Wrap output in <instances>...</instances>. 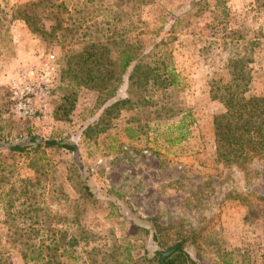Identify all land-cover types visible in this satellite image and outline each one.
I'll return each instance as SVG.
<instances>
[{
  "label": "rangeland",
  "instance_id": "374dc122",
  "mask_svg": "<svg viewBox=\"0 0 264 264\" xmlns=\"http://www.w3.org/2000/svg\"><path fill=\"white\" fill-rule=\"evenodd\" d=\"M25 1L0 0V142L25 146L0 147V261L24 264L13 242L42 249L55 241L62 255L27 264H151L156 245L149 228L156 221L172 226L169 239L173 231L182 236L199 264H264V157L252 159L246 172L216 159L211 118L222 104L209 95V80L227 78L225 63L235 51L245 55L243 41L253 36L263 50L245 67L256 71L255 92L264 93V6L226 2L222 24L238 31L236 47L221 43L223 31L207 26L212 0L195 14L187 12L192 0H141L133 15L118 14L114 43L106 39L112 28L101 24L108 0L63 13L46 40L15 18V4ZM176 17L178 30L170 32ZM71 25L75 34L65 42L63 28ZM92 38L106 41L113 56L127 40L140 55L154 52L144 60L167 51L163 60L171 61L179 86L148 85L128 97V67L101 106L94 91L77 87L68 119H54L61 95L75 88L61 72L65 59ZM160 40L165 52L155 54ZM47 54L57 65L48 115L40 123L16 118L7 104L8 80L17 67L40 65ZM127 97L128 103L102 113ZM47 139L74 146L79 163L67 148L43 145Z\"/></svg>",
  "mask_w": 264,
  "mask_h": 264
},
{
  "label": "trees",
  "instance_id": "16d2710c",
  "mask_svg": "<svg viewBox=\"0 0 264 264\" xmlns=\"http://www.w3.org/2000/svg\"><path fill=\"white\" fill-rule=\"evenodd\" d=\"M227 1L212 0L211 10H209L212 13V22L207 26L212 29V32L218 29L223 31L221 43L237 47L239 46L238 40L241 38L238 31L226 29L222 24V20L228 16ZM252 1L251 3H255L256 6H264V0ZM139 2L141 0H108L106 6L102 8L104 12L100 14L103 17L101 24L105 26L104 29L112 28L109 36L106 37L110 43H114L116 31L118 32L116 24L119 21L118 14L121 13L128 17L133 15L135 3L139 4ZM205 2L206 0H192L187 11L188 14L201 12ZM92 3L93 0H84L83 2L26 0L24 3L15 4L13 12L15 18L22 20L30 32L46 40L51 37L55 29L60 28L63 13L73 11L79 5L89 9ZM50 20H53V24H50ZM179 21L180 18L174 19L170 32L178 30ZM63 30L66 32L61 37L63 41L69 42L75 34L76 26H66ZM243 42L245 55H240L235 51L234 56H230L231 58L225 63L229 75L227 78L221 76L211 78L209 80V95L222 104V110L211 118L215 157L224 165H231L246 172L252 159L264 157V93L255 92L253 80L256 71L252 67H245V64L252 62L253 53L263 49L257 36ZM163 43L160 40L154 44L153 47L157 48L155 54L164 51L159 46ZM111 53L110 46L106 44V41L92 38L85 40L78 50L68 54L61 72L75 88H71L61 95L52 112L54 119L61 121L68 119L75 106L77 87L94 91L97 106H101L115 95L128 67L130 68L126 86L128 97L139 96L148 85L160 89L179 86L177 73L174 72L171 61L163 60V58L167 59V51L157 56L154 61L152 59L144 60V57H150L154 52L140 55L133 44L127 40L122 42L114 56ZM259 67L263 70L264 64L263 67ZM128 97L114 100L102 109V113L109 112L120 104L128 103L130 101ZM30 139L35 142L37 147L41 145V142L37 141L35 137L31 136ZM42 143L45 146H61L69 149L73 153L74 163H79L78 153L74 146L60 143L54 139L43 140ZM0 147H5L10 151L25 149L24 145L18 143L0 142ZM83 192L90 195L86 186H83ZM150 220L154 219H146V221ZM149 229L151 240L155 241L156 245L150 259L148 258L151 264H199L184 249L185 240L182 236L173 231V238L169 239L167 232L173 229L172 226H162L154 221L150 224ZM13 243L12 247L17 246L16 249H18L24 264L39 260L49 263L63 253V250L58 253V245L55 241L46 243L42 249V244L35 247L32 242L20 243L16 241ZM65 253L68 258L71 257L69 252ZM0 264H7V261L2 260Z\"/></svg>",
  "mask_w": 264,
  "mask_h": 264
},
{
  "label": "built area",
  "instance_id": "2783aa9c",
  "mask_svg": "<svg viewBox=\"0 0 264 264\" xmlns=\"http://www.w3.org/2000/svg\"><path fill=\"white\" fill-rule=\"evenodd\" d=\"M56 66L54 55L47 54L40 65L14 70L7 83V104L12 115L34 123L45 120Z\"/></svg>",
  "mask_w": 264,
  "mask_h": 264
}]
</instances>
